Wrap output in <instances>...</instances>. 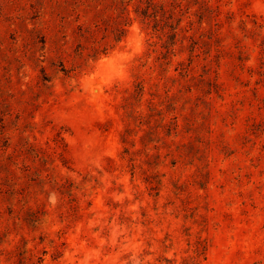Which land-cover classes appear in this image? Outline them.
Here are the masks:
<instances>
[{
	"label": "rangeland",
	"instance_id": "obj_1",
	"mask_svg": "<svg viewBox=\"0 0 264 264\" xmlns=\"http://www.w3.org/2000/svg\"><path fill=\"white\" fill-rule=\"evenodd\" d=\"M0 264H264V0H0Z\"/></svg>",
	"mask_w": 264,
	"mask_h": 264
},
{
	"label": "trees",
	"instance_id": "obj_2",
	"mask_svg": "<svg viewBox=\"0 0 264 264\" xmlns=\"http://www.w3.org/2000/svg\"><path fill=\"white\" fill-rule=\"evenodd\" d=\"M201 247H203V248H201ZM201 247H198V248L196 249V253H197L198 255H201V254H202V251L204 250V246H201Z\"/></svg>",
	"mask_w": 264,
	"mask_h": 264
}]
</instances>
